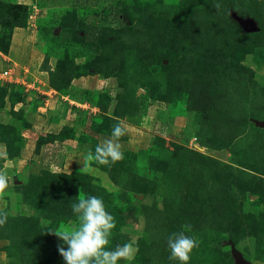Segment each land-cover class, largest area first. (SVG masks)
I'll return each instance as SVG.
<instances>
[{
	"label": "rangeland",
	"instance_id": "374dc122",
	"mask_svg": "<svg viewBox=\"0 0 264 264\" xmlns=\"http://www.w3.org/2000/svg\"><path fill=\"white\" fill-rule=\"evenodd\" d=\"M0 2L25 6L17 26L0 23V169L10 177L0 264H64L48 231L78 223L80 195L102 197L114 216L109 247L137 242L132 264H179L166 236L183 224L199 242L189 264H236L232 248L264 264V0ZM231 10L259 30L244 32ZM65 57L82 65L67 94L50 73ZM104 88L116 119L102 134L151 119L109 164L94 158L101 142L70 125H88L83 110L99 115L92 100ZM56 128L71 130L40 139Z\"/></svg>",
	"mask_w": 264,
	"mask_h": 264
},
{
	"label": "clouds",
	"instance_id": "9594fccd",
	"mask_svg": "<svg viewBox=\"0 0 264 264\" xmlns=\"http://www.w3.org/2000/svg\"><path fill=\"white\" fill-rule=\"evenodd\" d=\"M123 135L125 129L119 122L112 125L110 138L95 146V160L100 164H109L123 159L121 145L115 142ZM9 180L8 172L0 169V190L8 187ZM70 206L78 223L48 231L58 238L57 250L64 264H119L120 261L132 264L138 251L135 240L109 247L116 222L112 213L106 209L102 197L80 195ZM2 223L3 220L0 219V224ZM190 227L189 224H183L166 236L169 260L189 264L191 253L199 243L193 235L188 234Z\"/></svg>",
	"mask_w": 264,
	"mask_h": 264
},
{
	"label": "trees",
	"instance_id": "16d2710c",
	"mask_svg": "<svg viewBox=\"0 0 264 264\" xmlns=\"http://www.w3.org/2000/svg\"><path fill=\"white\" fill-rule=\"evenodd\" d=\"M24 7H25L24 5L17 4V3L12 4V3L0 2V23L5 26H8V25L17 26L20 23L19 13L23 10ZM83 65H84L83 66L84 71H86L89 66L95 67L94 64L91 65L90 63H87V62L86 63L84 62ZM81 66L82 65L75 63L73 59H66V57L58 61V63L55 66V69L51 70L50 73L52 74V80L56 79L55 80L56 83L57 81H59V83L60 82L62 83L61 85H59L58 83L57 85H54L56 86V89L59 92L63 94H67V92L70 90L69 87L71 86L72 79L74 77L82 76V74L80 75L78 73V71H80L82 68ZM113 76L116 79H118L117 75L116 76L108 75V77L110 78ZM108 94H109V90L107 88L106 89L104 88L103 90L98 92L95 99L92 100L100 109L99 115L94 116L92 123H91V127H90L91 131L95 134L108 132L107 130L110 128V124H109L110 121L112 120L113 122H115L114 119H116L115 112L112 113L113 116L108 114L110 107L112 106V101L110 100ZM70 130H71L70 128H67V131L62 130L59 133H50L49 135L40 137V139L44 138L46 142L54 141L55 139H60V138L62 140L66 137V135L68 134V131ZM72 134H74L73 131H72ZM88 135L91 136V134H88ZM49 136H51L50 138H52V140L47 139L49 138ZM96 140L97 139H95V141ZM76 176H78V174H76ZM64 191L67 193H71V195H73L74 198H76V196L74 195V194H77L76 189H74L73 191H67L65 189ZM54 195H53V191L52 193L49 191L48 196H47L48 202L51 203L53 206H55V202H57V197Z\"/></svg>",
	"mask_w": 264,
	"mask_h": 264
},
{
	"label": "crops",
	"instance_id": "0c3cea01",
	"mask_svg": "<svg viewBox=\"0 0 264 264\" xmlns=\"http://www.w3.org/2000/svg\"><path fill=\"white\" fill-rule=\"evenodd\" d=\"M99 80V79H98ZM103 80V79H102ZM65 96L63 95V98H64ZM64 100V103L66 102H69V104H71V109L72 110H70V111H72V113H74V112H76V110H75V108L73 109V105H72V103H70V99L69 98H67V99H63ZM73 101V100H72ZM77 101V100H76ZM45 101H43V103H44ZM46 103H48V101H46ZM95 110V109H94ZM69 110H68V112L69 113H67V114H69L70 115V112ZM100 111V110H99ZM78 112V111H77ZM82 112V114L81 115H83V113H84V117H87V123H88V125H86V126H84L83 127V125L82 126H80V123L79 122H81V124H82V118L81 119H78L77 117H75L76 118V120H74V123H70V125L72 126H75V128L77 129L76 130V136H80L81 134H83V133H90V134H92L94 137H96V139H98V141L99 142H103L105 139H107V138H110V136L109 135H106V134H102V133H99V134H95V133H93L92 131H91V129H90V127H91V123H92V120H93V118H94V116H97V113H98V111H81ZM86 113V114H85ZM156 113V112H155ZM68 115V116H69ZM82 116V117H83ZM83 117V118H84ZM69 119H72L70 116H69ZM72 121V120H71ZM150 123L151 122V119H150V117H146V119H144L143 121H141V122H139V123H141V127H138V126H136V125H133V124H127V122H123V123H121L122 124V126H123V128L125 129V136H127L128 137V140L127 141H125L124 143L121 141L120 142V140H117V141H115V142H118V143H120L121 144V148H124L125 147V145L126 146H135L136 144H140L139 143V140H138V135H139V131L143 128V125L144 124H146V123ZM61 128V127H60ZM60 128L59 129H54L55 130V132H59L60 131ZM143 131H142V135H143ZM75 139H76V137H74ZM75 139H71L73 142H72V144H73V146H75L76 147V149L78 148V141L77 140H75ZM67 142V141H66ZM124 144V145H123ZM71 150V149H70Z\"/></svg>",
	"mask_w": 264,
	"mask_h": 264
},
{
	"label": "water",
	"instance_id": "95a60500",
	"mask_svg": "<svg viewBox=\"0 0 264 264\" xmlns=\"http://www.w3.org/2000/svg\"><path fill=\"white\" fill-rule=\"evenodd\" d=\"M230 17L242 28L244 32L253 33L259 30L258 22L254 17L241 16L234 10H231ZM259 124L264 125V121L259 122ZM232 254L236 264H251L238 249L232 248Z\"/></svg>",
	"mask_w": 264,
	"mask_h": 264
},
{
	"label": "built area",
	"instance_id": "2783aa9c",
	"mask_svg": "<svg viewBox=\"0 0 264 264\" xmlns=\"http://www.w3.org/2000/svg\"><path fill=\"white\" fill-rule=\"evenodd\" d=\"M1 75L7 80L12 79V73L9 70L4 71Z\"/></svg>",
	"mask_w": 264,
	"mask_h": 264
}]
</instances>
